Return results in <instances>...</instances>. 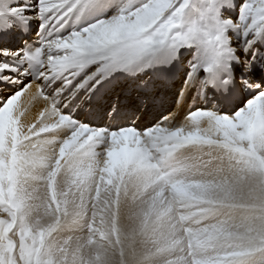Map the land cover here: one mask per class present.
Masks as SVG:
<instances>
[{
	"label": "snow or ice",
	"instance_id": "1",
	"mask_svg": "<svg viewBox=\"0 0 264 264\" xmlns=\"http://www.w3.org/2000/svg\"><path fill=\"white\" fill-rule=\"evenodd\" d=\"M0 264H264V0H0Z\"/></svg>",
	"mask_w": 264,
	"mask_h": 264
}]
</instances>
